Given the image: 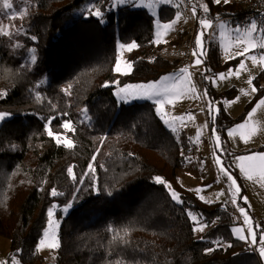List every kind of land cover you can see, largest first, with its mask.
<instances>
[{
    "label": "trees",
    "instance_id": "obj_1",
    "mask_svg": "<svg viewBox=\"0 0 264 264\" xmlns=\"http://www.w3.org/2000/svg\"><path fill=\"white\" fill-rule=\"evenodd\" d=\"M82 1L15 0L28 10L11 20L0 1V24L10 23L9 34H0V113L8 114L0 122L6 262L43 264L37 246L54 208V264H261L232 236L235 223L225 204L202 202L179 186V149L153 104H119L114 97L118 87L156 81L176 64L154 54L153 17L129 0H98L92 10L73 15ZM202 3L208 11L195 8L196 26L200 19L215 22L251 10L237 2ZM163 9L159 19L166 22L174 10ZM130 43L136 44L128 53L131 70L115 77L117 45ZM261 80L264 72L254 79L257 87ZM263 93L264 86L250 104ZM250 104L237 118L223 111L215 116L222 146L227 129L244 119ZM65 121L74 131L61 126ZM65 139L74 146L66 147ZM52 189L61 195L53 197ZM189 213L207 225L200 238Z\"/></svg>",
    "mask_w": 264,
    "mask_h": 264
},
{
    "label": "rangeland",
    "instance_id": "obj_2",
    "mask_svg": "<svg viewBox=\"0 0 264 264\" xmlns=\"http://www.w3.org/2000/svg\"><path fill=\"white\" fill-rule=\"evenodd\" d=\"M0 1L3 3V0ZM14 1L15 0H9L12 7L8 8L9 11L5 12L8 20L15 17L21 18L28 10L26 4L20 3L15 5L13 4ZM96 1L98 0L82 1L73 9V15H82L92 10ZM130 1L131 0L128 2ZM141 1L147 6L152 5V7H154V2L158 3L162 0ZM132 2L135 3V1ZM194 2L192 0V5H196L203 9L204 5L202 0H194ZM135 6L140 7L138 3H135ZM22 9L24 10V14L21 16L19 12ZM13 12H16L17 15L9 18L12 16ZM158 14L157 11L156 13H151V16L154 17V54L171 61L176 60V64L170 72L162 75L158 80L148 83H159L165 76H175L179 78L182 75L180 70L189 67V59H191L190 56H192L194 52V45L192 44L193 34L196 32L194 38L197 39L198 33H202L203 57L206 61L203 62V60H201L203 62L201 67L197 66L195 68V65H193V69H195H187V73L184 74L188 81V83L184 84V87L190 89L194 86L195 91L186 90L182 96H176L171 99V102H166L163 105V114L157 113L159 105L155 104L152 99L133 98L131 95L126 96L127 91L133 90L121 92V89L125 88V86L115 89L114 97L119 104H131L136 102H150L153 104L157 117L172 134L177 143L180 165L176 172V180L181 188L190 191L199 200L204 202L205 200L222 201L224 198H233L232 191H234L235 186H232L230 190V181H228L227 176L223 175L221 172V164L217 162V158H219L223 164L228 166V171L233 177L237 179V184L240 187V192L237 194L238 196L241 193L240 179L235 175L234 170L236 169L233 165H230V162L232 164V161H234L235 165H237L236 158L240 155H235L234 149H250L264 145V105L259 103L260 100H264V93L250 104L258 88L264 86L263 80L260 81L258 87L254 82L256 76L264 72V64L260 62L259 58L255 63L247 58L252 55H257L259 57L260 53H264V49H252L248 53H245V55H237V53L242 52L244 49L232 51L230 49L231 45L229 43H224L226 36H230L234 33L233 29L235 26L229 20L219 19V21H215V23H218L216 26L213 23L214 21L210 20L211 26L204 28L200 23L198 27L196 26L195 18L197 17H195L194 12L193 20L188 21L181 18L180 15L179 19H177V14L174 12L173 16H171L168 21L164 22L159 19ZM0 23H2L1 18ZM165 24L171 25V27L165 28ZM221 24L225 25L223 29L220 27ZM9 25L10 23H5L3 26L4 31L7 33L9 31ZM120 45L121 44L117 45V57L113 68L115 77L128 73L131 70L128 53L134 48H121ZM195 51L200 55V48L196 47ZM212 56L214 57L213 59ZM117 61L120 63V72L116 71ZM242 61L245 64V69L239 68V64ZM229 69H231V72H229ZM220 73L226 74L223 79L220 78ZM236 73H239V75H236ZM205 77H208V79H205ZM249 79H252V85L247 83ZM175 82V80H169L165 83L171 84ZM252 87H256L257 91L252 92ZM241 89H244L248 94L245 95L240 91ZM205 90H207V96L204 95ZM237 97H239V99H237ZM249 104L251 106L250 110L255 108V112L252 114L251 118L246 114L243 120L231 125L225 133L227 140L232 143L231 146L229 145L231 148L229 150V146H222L219 134L212 125V117L216 116L220 111H223L228 117L237 118L243 112L244 114L246 113L245 109ZM210 106L211 114L209 111ZM161 115H163V119ZM165 120L168 121L167 124H165ZM246 121L248 125L246 128L237 129L231 136L229 135V130L237 128V125L243 124ZM213 129H215V132ZM222 181H224L223 185L221 183ZM168 189L171 194L172 190H170L169 186ZM244 209L251 221V224H246L247 230L251 226L256 232L262 225L260 219L256 217L253 221L252 215L246 208ZM52 212L53 219L57 220L59 223V219L54 215V208ZM189 218L193 223V229H197L196 231L193 230L194 236L200 238L203 232H205L207 225L202 223L200 218L196 215H189ZM201 227L203 228L202 231L199 230ZM58 229L59 227L56 230L57 240ZM235 229H241L243 233L242 227L237 225L234 228V232L238 235L236 237H239L240 234L236 232ZM45 230H47V226ZM43 238L42 235L37 246V252L43 258V264H54L57 248L52 249L47 247V245L41 247L40 241ZM8 250V241L0 237V264L6 262Z\"/></svg>",
    "mask_w": 264,
    "mask_h": 264
},
{
    "label": "snow or ice",
    "instance_id": "obj_3",
    "mask_svg": "<svg viewBox=\"0 0 264 264\" xmlns=\"http://www.w3.org/2000/svg\"><path fill=\"white\" fill-rule=\"evenodd\" d=\"M225 3L228 2V0H224ZM215 3L220 4L221 0H215ZM3 6L4 8H11L12 5L9 2V0H3ZM203 9L205 12L208 11L207 6H203ZM193 12L195 13V9H193ZM24 14V10L22 9L19 12V15H23ZM96 15H101V13L99 11H97L95 13ZM15 15H17L16 12L12 13V16L9 18L14 17ZM177 19H179V13H177ZM204 28L210 27L211 26V21L208 19H202L199 22ZM165 28H170L171 25L165 24L164 25ZM221 29H223L225 27L224 24H221ZM260 31L262 34H264V24H260L258 26V22L256 20H252L250 22H245L244 25H238L233 29V32L236 33L235 36V40L236 41H240V40H245L246 39V46L244 48V50L240 53H237V55H245V53L249 52L252 49H264V39H261V41L257 44L253 39V34L257 31ZM0 34L3 35H8L9 33L4 31L3 25L0 24ZM19 34V33H17ZM33 39H35L33 37ZM196 46L198 48L201 49L200 51V55H204L203 52V48H202V33H198L197 35V39H196ZM121 48L124 47H129V48H135L136 44L132 43L130 45H124L121 44L120 45ZM194 55H196V53H193ZM249 59H251L254 63L257 61V59L259 58L260 62L262 64H264V53H260L259 57L257 55H252L250 57H247ZM35 60V57L33 56V61ZM202 61L201 59L198 57L195 60V64L199 65L201 64ZM130 67V65H129ZM239 68L240 69H245V64L242 61L239 64ZM120 63L119 61H117L116 64V71L120 72ZM181 76L179 78L175 77V76H165L162 78V80L159 83H147V84H136V85H126L125 88L121 89V92H125L126 90H133V91H127L126 92V96L127 95H131L133 98H140V99H152L153 102L157 105H159V107L157 108V113L158 114H163V105L166 102H171V99L176 97V96H182L186 90H191V91H195L194 86H192L190 89H186L184 87V84L188 83L187 81V77L184 75L187 73V69H181ZM229 72H231V69H229ZM127 74V73H124ZM225 73H220L219 76L221 79H223L225 77ZM236 75H239V73H236ZM205 79H208V77H205ZM169 80H175V83H171V84H167L165 83L166 81ZM247 83L249 85H252V79H249L247 81ZM107 86V84L105 85ZM241 92H243L245 95H247L248 93L245 92L244 89L240 90ZM252 92H256L257 88L256 87H252L251 88ZM204 95L207 96V90H205ZM125 96V99H126ZM237 99H239V97H237ZM261 105H264V100H260L259 102ZM210 114H211V106H210ZM255 112V108L252 109V111H250L248 113V117L251 118L252 114ZM6 116H8L7 113H0V121H3ZM161 118L163 119V115H161ZM213 121H215V116L212 117ZM165 124L168 123V121H164ZM50 123V121H49ZM64 129L68 130V131H74L72 123L70 121H65L62 123L61 125ZM247 125V121L243 124H239L237 125V128L231 129L229 130V135L231 136L237 129H243L246 128ZM174 130V129H173ZM213 131L215 132V129H213ZM48 135L50 137H54L57 140V143H59V137L58 135L54 136V133L51 130H48ZM247 142V141H245ZM64 145L68 148H72L73 142L71 139H65L64 140ZM237 161V166L240 169V172L247 177V179L249 180H253L254 177H258L259 180L262 182L261 186H264V153H258V154H252V155H240L236 158ZM217 162L221 164V172L223 173V175L227 176L228 181H230V185L229 188L230 190L232 189V186H235L234 191H232V200L231 203L233 205L236 204V196L237 194L240 192V187L237 184V179L233 177V175L228 171V166L226 164H223L219 158H217ZM91 165H89V168L91 169ZM68 173L70 175L73 176L74 178V173L72 168L68 169ZM155 182L158 184H165L166 182L161 178V177H156L155 178ZM53 197H56L58 195H61V193H58L56 189H52L51 193H50ZM111 194V193H109ZM171 197L176 200L177 203H183L182 200L179 199L178 194L175 191L171 192ZM242 199L245 200V203H247V199L244 197H241ZM70 207V205L68 206ZM67 210V208H65V211ZM239 213L244 217V222L246 224H251L250 218L247 214V212L245 211V209L243 207H239L238 208ZM189 215H192L191 213H189ZM59 227V223L57 220L53 219V212L52 209L50 208L48 211V225H47V230H45L43 232V239L40 241V245L41 247L47 245V247L55 249L59 247V242L57 240V228ZM194 231H196L197 229H193ZM199 230H203V228L201 227ZM236 232H240L242 231L241 229H235ZM248 233L251 236V240L248 241V238L241 235L239 238L242 240H246L247 242H249L252 245L257 244V242H259L260 245H262L261 247H259L258 251H259V255L264 258V235H260L259 237V241H257V233L253 230V228L250 226L248 228ZM229 247H231V245H229ZM212 249H208V251H211Z\"/></svg>",
    "mask_w": 264,
    "mask_h": 264
},
{
    "label": "crops",
    "instance_id": "obj_4",
    "mask_svg": "<svg viewBox=\"0 0 264 264\" xmlns=\"http://www.w3.org/2000/svg\"><path fill=\"white\" fill-rule=\"evenodd\" d=\"M131 1H135V3H138L140 5V7L145 8L149 12L150 15H151V13H156V11H157V13L163 12V10H164L163 8L169 6V3L167 2V0H162V1L158 2V3L157 2L156 3L154 2L153 3V4H155L154 7H152V5L151 6H147L146 4H143V2L141 0H131ZM211 1L214 4H217V3H215V0H211ZM235 2H236V0H228V2L225 3L224 0H221L220 5L230 4V3H235ZM196 7H197L196 5L195 6L193 5V8L194 9ZM158 16H159V14H158ZM153 19H154V17H153ZM223 20H229L236 27V25L234 24V22L231 19L226 18V19H223ZM167 23H170V22H167ZM213 23L215 24V26L218 24L217 22L216 23L213 22ZM195 33L192 36L193 43L192 42L191 43L194 45V52L196 53V55L192 54V56H190L191 59H189L190 60L189 66L190 65L191 66L195 65L194 67L196 68L197 66L198 67H201L202 64H203V62L206 61V59H204L203 62L201 64H199V65H196L195 64V60L198 57L201 60H202V57H203V55L200 56L195 51V49L197 47L196 46V39L194 38ZM235 36H236V33H232L230 36H226V39L224 40V43H229L231 45L230 49L232 51H237V49H244L245 46H246V39L245 40L236 41L235 40ZM252 39L258 44L261 41V39H264V34H262L258 30L257 32H255L253 34ZM219 55H220V53H219ZM238 57H240V56H238ZM187 69H189V68H187ZM194 69H189V70H194ZM251 110H249V112ZM231 144H232L231 141L229 142V140H227V147L229 145L231 146ZM230 146L228 147L229 150L231 149ZM234 151H235L234 152L235 155L236 154H238V155H252V154H258V153H264V145L258 146L256 148H250V149H246V148L245 149L244 148L234 149ZM231 154H233V153H231ZM230 165H233V167L236 169V170H234V173L238 177V179H240V184H241V193L236 197V201L238 203H241L243 208H246L247 209V211L252 215L253 221L257 217V218L260 219V221L262 223L261 228L256 230V233H257V241H259L260 235H264V193H263L264 186H261L262 182L259 180L258 177H254L253 180H249V179H247L246 176H243L241 174V172H240L239 167L237 165H235L234 161H232V164L230 162ZM221 183L223 185L224 184V181H222ZM241 197L246 198L247 199V203H245V200L242 199ZM231 200H232V198H224V200H222V201L205 200V203H217V202H219V203H222V204H229V203L232 204L231 203ZM202 202H204V201H202ZM237 225H240L242 227V229H243V233H242V231L239 232V234H240L239 237L241 235H243V236H245V237L248 238V241H250L251 240V236L249 235L248 230L246 228V223L244 222V217L241 216V214L239 213V211H238V222H236L231 227V233H232V236L233 237H235L236 239L240 240L241 242H243L245 244L246 243H249L246 240H242L239 237H236L238 235L234 232V228ZM257 243H259V242H257ZM256 253L259 256V259H260L261 264H264V258H262L259 255V251H256Z\"/></svg>",
    "mask_w": 264,
    "mask_h": 264
},
{
    "label": "built area",
    "instance_id": "obj_5",
    "mask_svg": "<svg viewBox=\"0 0 264 264\" xmlns=\"http://www.w3.org/2000/svg\"><path fill=\"white\" fill-rule=\"evenodd\" d=\"M236 2L242 7H250L251 10L248 11L241 17L234 16L231 19L236 26L244 25L245 22H250L256 20L258 26L264 24V0H236ZM170 7L177 14L179 13L180 17L184 20H193V5L192 0H168ZM189 69H193V66H189ZM242 207L241 203L236 202L233 204H225L223 206L224 212H226L233 223L238 222V208ZM249 251L256 252L258 251L260 245L259 243L252 245L250 243L245 244ZM2 264H11L4 262Z\"/></svg>",
    "mask_w": 264,
    "mask_h": 264
}]
</instances>
